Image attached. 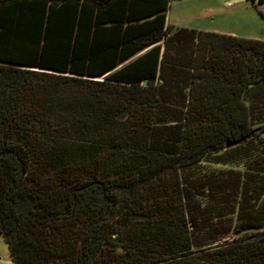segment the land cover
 <instances>
[{
    "label": "trees",
    "instance_id": "1",
    "mask_svg": "<svg viewBox=\"0 0 264 264\" xmlns=\"http://www.w3.org/2000/svg\"><path fill=\"white\" fill-rule=\"evenodd\" d=\"M170 1L0 0L12 264H264V39L166 25ZM196 164L232 219L187 216Z\"/></svg>",
    "mask_w": 264,
    "mask_h": 264
},
{
    "label": "rangeland",
    "instance_id": "2",
    "mask_svg": "<svg viewBox=\"0 0 264 264\" xmlns=\"http://www.w3.org/2000/svg\"><path fill=\"white\" fill-rule=\"evenodd\" d=\"M170 22L191 26H208L226 31L244 38H264V0L262 2L251 0H171L168 7ZM206 164H196L194 167L181 171L183 181L196 183L199 200L187 203V216L196 217L197 221H223L233 216L226 215L217 218L212 212L210 203L202 197L214 195L218 188L209 181ZM212 180V179H211ZM195 235V237H194ZM199 232H192L194 243L207 242L211 235L205 234L196 241ZM218 235V234H214ZM196 247V244L193 245ZM0 264H12L8 247L0 234Z\"/></svg>",
    "mask_w": 264,
    "mask_h": 264
},
{
    "label": "crops",
    "instance_id": "3",
    "mask_svg": "<svg viewBox=\"0 0 264 264\" xmlns=\"http://www.w3.org/2000/svg\"><path fill=\"white\" fill-rule=\"evenodd\" d=\"M166 25L188 27L186 24H175L173 22H170V17H169V14H168V10L166 12ZM190 28H194L196 30L212 31V32L220 33V34L237 36V35H234V33L231 32V31H226L224 29H219V28H215V27H208V26H202V25H200V26H191ZM260 39H262V38H260Z\"/></svg>",
    "mask_w": 264,
    "mask_h": 264
},
{
    "label": "built area",
    "instance_id": "4",
    "mask_svg": "<svg viewBox=\"0 0 264 264\" xmlns=\"http://www.w3.org/2000/svg\"><path fill=\"white\" fill-rule=\"evenodd\" d=\"M252 2H254L255 0H251ZM256 1H258V0H256Z\"/></svg>",
    "mask_w": 264,
    "mask_h": 264
}]
</instances>
